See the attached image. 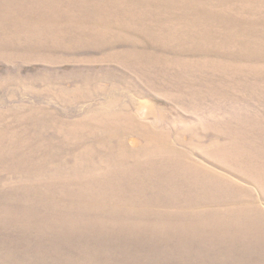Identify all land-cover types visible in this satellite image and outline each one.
I'll return each instance as SVG.
<instances>
[{"label": "rangeland", "instance_id": "1", "mask_svg": "<svg viewBox=\"0 0 264 264\" xmlns=\"http://www.w3.org/2000/svg\"><path fill=\"white\" fill-rule=\"evenodd\" d=\"M0 264H264V0H0Z\"/></svg>", "mask_w": 264, "mask_h": 264}]
</instances>
